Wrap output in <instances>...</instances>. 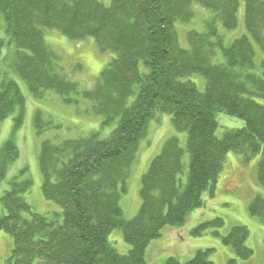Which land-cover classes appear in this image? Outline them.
<instances>
[{"label":"trees","instance_id":"trees-1","mask_svg":"<svg viewBox=\"0 0 264 264\" xmlns=\"http://www.w3.org/2000/svg\"><path fill=\"white\" fill-rule=\"evenodd\" d=\"M241 3L245 34L225 46L216 21L225 31L236 29ZM195 4L212 14L203 32L186 34L189 47L184 49L174 24L190 21ZM0 30V66L4 48H15L6 64L9 70H0V122L15 115L14 129H19L24 118V96L7 76L11 68L34 98L50 90L65 104L77 105L81 96L89 103L86 115L101 117L103 126L116 124L106 139L93 132L61 142L42 141V194L60 213L48 217L32 210L22 197L32 186L30 179L18 176L9 182L0 197L6 211L0 231L13 238L4 264H146L149 243L165 227L182 225L192 210L201 208L204 192L214 195L229 152L244 162L259 156L256 177L264 188V59L255 61V46L264 54V0H112L110 6L99 0H0ZM46 31L78 42L92 37L101 52L114 54L91 90L80 91L66 77V64L46 43ZM217 51L222 62H214ZM71 70L81 72L82 67L75 64ZM193 75L206 80L203 92L188 79ZM158 113L170 114L175 131L187 135L185 183L180 179L184 149L171 136L142 177L137 215L125 220L120 194L138 143ZM220 113L242 120L243 127L217 138ZM34 124L37 134L51 126L40 112ZM17 157L15 143L7 140L0 152V182ZM249 212L264 217L260 195ZM202 227L192 234L199 235ZM114 229L122 231L130 246L125 255L108 241ZM247 236L246 227L234 226L223 243L246 260L253 253L245 245ZM211 251L199 250L184 264H212ZM166 264L177 261L172 257Z\"/></svg>","mask_w":264,"mask_h":264},{"label":"rangeland","instance_id":"rangeland-1","mask_svg":"<svg viewBox=\"0 0 264 264\" xmlns=\"http://www.w3.org/2000/svg\"><path fill=\"white\" fill-rule=\"evenodd\" d=\"M105 6H110L112 0H99ZM193 18L188 22L176 21L174 28L181 48L189 47L186 34L189 31L203 32L205 22L211 18V12L193 6ZM238 26L234 30L225 31L219 21L216 27L223 36L225 46L234 39L245 34L243 21V3L238 10ZM46 43L63 59L66 64V77L75 82L80 91L91 90L102 70L114 57L111 52H101L96 41L88 37L82 41H72L57 31H46L44 34ZM0 38H4V32L0 30ZM14 46L8 45L3 50L4 64L0 70H9L7 62L14 52ZM255 61L259 63L264 59V54L255 46ZM11 60V59H10ZM223 57L217 51L214 62H222ZM75 64L82 67L81 72H73ZM3 70V69H2ZM140 70L145 72L143 63ZM7 76L19 87L25 99V113L22 125L14 129V116L0 122V152L3 144L12 139L18 149V157L7 166L6 175L0 182V197L10 188L9 182L14 177L30 179V190L22 195L26 203L35 213L52 217L54 213H60L61 209L56 204L46 200L42 194V174L40 172L38 157L43 140L61 142L66 139L86 137L90 133H98L100 138L106 139L115 127L103 126L102 118L94 115H86L84 110L89 103L78 97L79 103L65 104L62 98L53 91H46L42 98H34L28 85L16 73L8 72ZM195 83L200 92L205 90L206 80L201 75H193L188 78ZM76 99V98H75ZM133 98H130L131 101ZM264 104V102H262ZM36 112H40L44 121H50L51 126L44 128L41 134H37L34 124ZM217 129L215 136L221 138L227 130L243 127L242 120L217 114ZM175 136L180 146L184 149V172L180 179L185 183L188 171L189 155L186 152V133L176 132L168 113H158L152 119L147 128L146 136L137 146L135 158L132 162L129 176L125 182V191L120 194V207L125 220L133 219L141 206V181L148 171L152 160L159 155L165 140ZM259 156L244 162L240 155L229 152L221 173L218 176L214 195L208 192L202 195L203 205L201 208L192 210L186 217L185 222L179 226H167L161 231L159 238L152 240L146 248V264H166L169 258H174L177 264L189 261L199 250L212 249L209 259L212 264H264V217L252 216L249 205L254 197L260 195L264 199L262 188L256 177V165ZM23 173V174H22ZM22 174V176H21ZM6 214L0 203V217ZM221 220V224L215 223ZM203 226L199 235L192 234V230ZM234 226H243L248 229L245 245L253 253L242 260L237 257L231 246L223 243ZM108 241L119 254H127L130 246L124 241L122 231L114 229L108 235ZM13 247L12 236L0 231V264H4Z\"/></svg>","mask_w":264,"mask_h":264}]
</instances>
